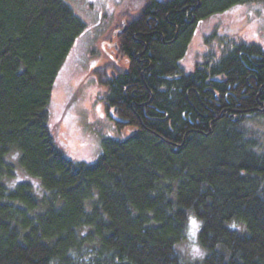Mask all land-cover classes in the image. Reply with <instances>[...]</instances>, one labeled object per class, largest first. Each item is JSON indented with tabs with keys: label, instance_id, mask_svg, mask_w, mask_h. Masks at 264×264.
<instances>
[{
	"label": "trees",
	"instance_id": "1",
	"mask_svg": "<svg viewBox=\"0 0 264 264\" xmlns=\"http://www.w3.org/2000/svg\"><path fill=\"white\" fill-rule=\"evenodd\" d=\"M264 0H147L123 16L124 67L93 69L123 140L69 159L48 125L56 76L85 23L64 0H0V264H181L189 211L207 251L190 264H264V48L221 36L187 72L198 22ZM215 32L206 38H215ZM38 178L15 175L7 155Z\"/></svg>",
	"mask_w": 264,
	"mask_h": 264
},
{
	"label": "rangeland",
	"instance_id": "2",
	"mask_svg": "<svg viewBox=\"0 0 264 264\" xmlns=\"http://www.w3.org/2000/svg\"><path fill=\"white\" fill-rule=\"evenodd\" d=\"M84 23V30L75 39L54 81L49 104L48 125L57 145L73 161L93 163L102 150V140H123L131 127L119 129L113 112H105L106 88L98 84L93 69L105 64L124 67L125 59H118L114 44L123 16L137 12L147 0H64ZM215 32L216 37L206 41ZM221 36L234 40L255 42L264 48V3L236 4L225 11L200 20L180 64L187 72L194 70L209 51L220 54ZM264 132V124L248 125ZM16 150V149H14ZM18 151L7 155L15 175L8 178L9 186L21 180L33 184L41 192L39 179L28 175L18 163ZM195 222V223H193ZM200 221L189 211L185 237L176 244L181 264L192 259V254L206 250L198 241ZM203 255V257H204Z\"/></svg>",
	"mask_w": 264,
	"mask_h": 264
},
{
	"label": "clouds",
	"instance_id": "3",
	"mask_svg": "<svg viewBox=\"0 0 264 264\" xmlns=\"http://www.w3.org/2000/svg\"><path fill=\"white\" fill-rule=\"evenodd\" d=\"M203 255H204L203 250H201L199 252L193 253L192 259H202Z\"/></svg>",
	"mask_w": 264,
	"mask_h": 264
},
{
	"label": "flooded vegetation",
	"instance_id": "4",
	"mask_svg": "<svg viewBox=\"0 0 264 264\" xmlns=\"http://www.w3.org/2000/svg\"><path fill=\"white\" fill-rule=\"evenodd\" d=\"M122 24H123V26H122L121 28H119V30H118V32H117V33H120V32H121V30H123V29H124V22H123ZM117 33H116V35H117Z\"/></svg>",
	"mask_w": 264,
	"mask_h": 264
},
{
	"label": "snow or ice",
	"instance_id": "5",
	"mask_svg": "<svg viewBox=\"0 0 264 264\" xmlns=\"http://www.w3.org/2000/svg\"><path fill=\"white\" fill-rule=\"evenodd\" d=\"M193 223H195V222H193Z\"/></svg>",
	"mask_w": 264,
	"mask_h": 264
}]
</instances>
